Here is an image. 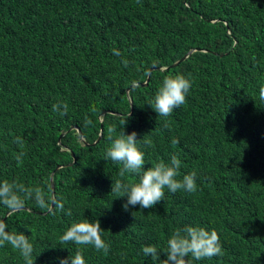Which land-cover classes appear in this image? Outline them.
<instances>
[{
    "label": "trees",
    "instance_id": "trees-1",
    "mask_svg": "<svg viewBox=\"0 0 264 264\" xmlns=\"http://www.w3.org/2000/svg\"><path fill=\"white\" fill-rule=\"evenodd\" d=\"M181 73L192 81L186 102L159 117L149 103L165 76ZM261 87L264 0H0V182L50 196L47 208L26 196L15 213L0 205V218L29 236L35 264H59L78 249L86 264H153L142 248L156 245L164 259L186 225L216 229L222 244V255L193 264H264ZM58 102L66 115L53 112ZM109 128L112 139L137 132L145 169L177 155L178 178L195 171L197 191L165 189L155 206L125 210L112 185L138 177H120L122 165L105 159ZM85 218L100 220L107 255L59 243ZM0 264L25 261L6 243Z\"/></svg>",
    "mask_w": 264,
    "mask_h": 264
},
{
    "label": "clouds",
    "instance_id": "clouds-1",
    "mask_svg": "<svg viewBox=\"0 0 264 264\" xmlns=\"http://www.w3.org/2000/svg\"><path fill=\"white\" fill-rule=\"evenodd\" d=\"M193 52L191 50L189 54ZM113 53L116 56H122L121 52L116 49H113ZM182 59L173 65H176ZM122 63L124 67L129 66V61L126 58H122ZM161 69H164V67ZM211 83L209 81L206 87ZM191 87V79L185 77L182 73L165 76L149 105L158 113L159 117H170L175 109L186 102ZM259 95L261 99H264V87H261ZM129 102L132 111L130 97ZM52 110L54 113L64 116L67 113L68 105L65 102H58L52 105ZM91 123L92 121L86 117L84 126L87 127ZM165 124L167 125V119L165 120ZM108 131L109 139L112 140V143L106 152L105 159H110L122 165L119 170L120 177H125L126 174L138 177L136 182L125 183L121 180H115L112 185V194H116L117 198L127 197V201L123 205L125 210L130 206L135 207L136 205H139L141 209L155 206L164 200L165 189L171 193L181 190L189 193L197 191V174L195 171L183 175L182 178H178L180 177L182 161L177 155H172L169 162L160 160L145 169V153L140 143L142 139H137V132L133 131L130 134H126L123 130L115 139H112L111 133L115 129L109 128ZM100 137L92 145L96 144ZM14 142L21 149L16 154L15 159L18 164H22L23 157L26 154L24 152L25 144L20 137H17ZM178 142L177 139L172 140L173 144H177ZM143 143L151 146L150 140L145 139ZM25 196L28 199H34L36 204L41 208H47L49 205V192H46L41 187H26L15 180L0 182V205L8 208L11 213H15L17 210L23 208L25 204L23 197ZM57 207L63 211L64 205L62 200L57 201ZM67 214L71 215V211L69 210ZM7 227L6 221L0 218V246L6 243L10 244L13 249L20 252L25 264H35V260L33 259L34 248L29 236L25 235L24 232H10L7 230ZM104 231L101 228L99 219L92 221L85 218L78 222H73L59 237V243L61 245L67 243H74L78 246L91 245L97 251H103L107 255L110 245L102 237ZM142 252L145 256L151 257L153 264H156L157 261H159V264H193L195 260L222 255V244L220 235L216 229L209 230L204 227L186 225L183 228H177L167 240L164 259L161 260L156 245L144 246ZM59 264H86V261L82 251L78 249L74 255L71 254L68 257L61 258Z\"/></svg>",
    "mask_w": 264,
    "mask_h": 264
},
{
    "label": "water",
    "instance_id": "water-1",
    "mask_svg": "<svg viewBox=\"0 0 264 264\" xmlns=\"http://www.w3.org/2000/svg\"><path fill=\"white\" fill-rule=\"evenodd\" d=\"M147 80H148V78H147Z\"/></svg>",
    "mask_w": 264,
    "mask_h": 264
}]
</instances>
